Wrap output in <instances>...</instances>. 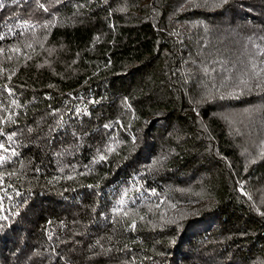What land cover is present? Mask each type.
<instances>
[{
    "label": "trees",
    "instance_id": "1",
    "mask_svg": "<svg viewBox=\"0 0 264 264\" xmlns=\"http://www.w3.org/2000/svg\"><path fill=\"white\" fill-rule=\"evenodd\" d=\"M0 264H264V0H3Z\"/></svg>",
    "mask_w": 264,
    "mask_h": 264
},
{
    "label": "snow or ice",
    "instance_id": "2",
    "mask_svg": "<svg viewBox=\"0 0 264 264\" xmlns=\"http://www.w3.org/2000/svg\"><path fill=\"white\" fill-rule=\"evenodd\" d=\"M0 6H3V0H0Z\"/></svg>",
    "mask_w": 264,
    "mask_h": 264
}]
</instances>
